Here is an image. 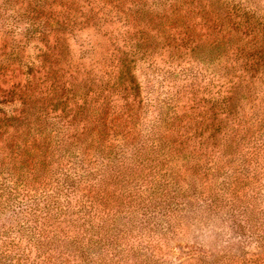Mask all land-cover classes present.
Returning <instances> with one entry per match:
<instances>
[{"label": "rangeland", "instance_id": "obj_1", "mask_svg": "<svg viewBox=\"0 0 264 264\" xmlns=\"http://www.w3.org/2000/svg\"><path fill=\"white\" fill-rule=\"evenodd\" d=\"M247 24L258 28L250 31ZM188 27L192 40L181 41ZM140 30L156 35L152 46L138 40ZM263 32L264 0H0V116L23 117L38 99L44 105L37 106L45 109L53 105L50 97L72 85L79 98L89 90L100 110L102 100L115 93L118 68L139 84L130 96L143 116L137 126L131 124L138 136L125 158L116 160L126 165L93 170L89 179L97 190L112 194L110 237L96 239L98 244L95 237L82 239L94 244L90 254L61 242L63 264H250L261 253ZM216 37L224 42L218 49L210 47ZM243 76L256 82L259 99L237 88ZM116 94L123 106V95ZM225 100L245 113L228 115ZM58 107L52 112L48 107L47 119L41 120L47 121L53 144H62L64 122L71 118L60 120ZM154 112L168 114L161 130L176 126L183 133L189 124L191 137L167 130L161 148L149 132L157 123ZM118 122L122 126L124 119ZM122 138L110 142L117 147ZM175 140L186 144H175L169 155ZM6 156L0 154V176L11 165ZM53 159L67 162L57 150ZM49 176L20 178L11 206L0 207V250L19 239L10 218L41 208L43 188L55 193Z\"/></svg>", "mask_w": 264, "mask_h": 264}, {"label": "trees", "instance_id": "obj_2", "mask_svg": "<svg viewBox=\"0 0 264 264\" xmlns=\"http://www.w3.org/2000/svg\"><path fill=\"white\" fill-rule=\"evenodd\" d=\"M258 22L260 23V21ZM247 27L250 31L258 28V26L252 27L250 24H247ZM189 30L185 34L187 38L183 36L181 41L192 40L191 28ZM219 32L222 30L220 29ZM135 36H138V40L143 41L141 43L144 47L145 44L152 46V41L154 42L156 38L155 34L146 30H140ZM262 38L264 39V36ZM223 43L220 42L219 37H216L210 47L218 49ZM118 71L121 76H115V79L112 80L115 93L109 94L102 100L104 107L100 110H97L96 102L89 97V90L83 96L84 98H79L81 96L75 93V88L72 85L65 93L54 94L50 97L49 103L51 102L53 105L49 104L45 108L46 110L37 106L39 103L41 106L44 105V101L38 99L33 112L31 109L23 111V117L15 114L0 116V140L3 141L0 154L7 155L4 160L8 159L11 163V165H6L5 161L3 163L6 165L8 173L0 176V191H4L6 195L4 197L0 193V207L5 203H9L8 208L11 206L10 200L17 197L20 178L44 181L45 178L39 177L44 173L50 174L47 177L48 181L51 183L52 189H56L55 193H51V190L46 188L42 189L39 196L44 203L41 208L36 205L35 208L29 209L21 216L18 213L15 217L10 218L13 221L11 224L18 226L16 233L19 239L14 244H4L0 250V264H63L62 256H65L66 253H62V250L59 249L62 246L61 242L76 244L78 252L88 251L87 253L90 254L92 249H95L94 244L92 246L84 244L81 242L82 239L88 237V241H91L95 237V243L98 244L102 237H110L106 234V228L109 224L108 219H110V201L108 199L109 197L112 199V194L109 190H107L108 194L102 193L100 189L97 190L96 184H92V180L89 179L91 175H94L93 170L98 173L100 170L109 171L114 168V165H126L118 163L116 160L125 158L128 146L138 136V132L135 133L136 129L131 127V124L137 126L143 119L140 114V103L137 104L130 99L131 92L138 89L139 84L133 76H122L125 73L121 72L119 68ZM243 77L245 78V76ZM246 80L239 82L237 88H243L247 93L253 91V97L259 99V91L254 87L256 82L252 80V77ZM117 91L124 97L122 99L123 106L114 99V97L119 98V95L116 94ZM76 98L80 102H76ZM92 102L95 103L91 105ZM110 104H113V108L110 107ZM222 104L224 112L227 114L230 111L236 115L245 113V110L240 112L239 110L242 108L238 109V106H233L226 100ZM59 105L62 106L59 119L63 121L65 118H71H69L68 124L64 122L66 134L63 135L62 144H53L52 135L46 133L47 121L42 122L41 120L47 119L48 107L51 108L49 112H52L58 110ZM107 110H111V112ZM153 114L154 122L157 123L150 128L149 132L152 135L151 140L157 141L161 148L164 147V134L167 133V130L175 137L184 139L191 137L189 124L186 125L183 133L177 131L176 126L172 129L161 130L159 123H162L168 114L160 112ZM82 115L83 120H78ZM216 115L226 116L224 113H216ZM120 119H124L122 126H119L118 120ZM172 119L175 120V118ZM8 122L17 123L18 126L13 128V126H8ZM118 135L125 139L122 138L118 146L114 147L110 138H117ZM195 135L194 132L192 136ZM232 139L230 137V140ZM179 143L185 146L186 141L175 140L169 146L167 153L169 154L170 148ZM55 150L60 151L64 157L67 156L66 163L55 162L53 159ZM73 150L76 152L72 153ZM17 164L18 166H16ZM17 181L18 187H15ZM21 192L24 193L23 191L19 193L21 194ZM60 199H65L66 206L60 203ZM20 204L21 202L17 205ZM15 212L13 211L12 214ZM100 220L102 223L99 222ZM249 263L264 264V239H262L261 253L254 256V260Z\"/></svg>", "mask_w": 264, "mask_h": 264}]
</instances>
